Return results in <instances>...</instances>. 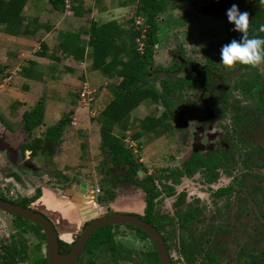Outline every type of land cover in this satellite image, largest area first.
I'll return each mask as SVG.
<instances>
[{
    "label": "rangeland",
    "instance_id": "1",
    "mask_svg": "<svg viewBox=\"0 0 264 264\" xmlns=\"http://www.w3.org/2000/svg\"><path fill=\"white\" fill-rule=\"evenodd\" d=\"M38 1L37 4L32 5L29 4L31 2V0H29L22 13L25 15L29 13V16H32L34 11L44 14L40 16L51 14L49 10L55 13V10L51 8L48 0ZM175 1L178 0H171L166 10L157 18L159 25V42L154 50V61L151 67V70L155 71L156 74H154V77L150 80L158 89L160 88L159 78L164 76V72L157 71V69L159 67L165 68L173 65L175 62H178V58L182 59L184 62L179 61V69L175 74L176 76L186 77L195 74L198 83L199 80L207 78L206 72H202L201 69L203 63H205V56L214 59L216 64H220V56L218 53H215L214 50L206 51L204 47L212 46V44L225 39L228 35V30L233 27V25L227 22V17H220L215 15V13L212 14L214 11H209V14H206L200 11L199 8L196 9L194 7V4H205V0H191V2H189L190 4L183 2V4L177 7L174 4ZM258 2L259 0H236L235 4L238 5L241 12L247 11L250 14L253 4ZM137 4L138 0H132L124 7L125 10L117 14V17L121 16V23H124L125 26L128 24V21L132 20L134 26L145 27V23L136 24L135 22L138 16L145 19L143 15L135 13ZM260 6L264 10V3H260ZM66 14L67 17L72 19V23L75 24L73 21L76 20L80 28H88L89 17L80 21V19H75V17L68 14V12H66ZM0 30L4 32L1 25ZM52 35H50V37H53V39L49 38L50 43L55 46V48L52 46L54 51L58 47H56V43H54L56 41V35ZM40 38H38L39 41ZM41 42L42 44L44 43L43 41H40V43ZM41 50L39 47L38 51ZM43 51H48V48L45 50L43 49ZM194 64H197L199 74H196L195 71L192 70L191 66ZM235 65L231 67L232 73L229 77L227 76L225 78L227 80L226 84L228 85V89L224 94L228 102L241 101L244 104L247 99L242 97L241 92L237 89L238 86L233 89V82L234 80L237 81L242 73H248V69H245L241 65L235 68ZM57 66L59 65L57 64ZM79 71V69H76L74 73L75 81L68 82L65 85H70V88L72 86L71 89L74 90L75 95H77L79 89L81 91L84 82L88 85L89 90L93 89L89 104H84L81 101V106L84 107L85 110L79 111L80 114L78 115L83 116V118L90 117L94 127L99 128V123L95 119H97L104 106L112 99L110 87L113 85V82H117L118 80L113 77L104 76L98 70L95 72L97 77H92L89 74L90 70L88 72V68V76L84 78L85 73H80ZM258 71L261 74L264 72V64L258 66ZM3 78H5L4 73L0 75V83H3ZM209 79L210 83L206 85L208 86L207 88L197 84L195 87L187 86L171 94L169 97V101L172 103L171 116L167 120V123H170V130L166 131L162 128H158L156 132H145L137 139L132 137L133 133L139 128L140 120L146 116H158L166 110L162 102L156 103L151 100H144L129 114L130 123L133 124V126L129 127L128 130L124 132L117 127L115 133L122 137L124 144L128 148L131 150L133 149L129 147V144L132 142L133 147L136 149V151L132 150V152L139 164L137 178L140 179L144 176H151L152 182L159 191L158 197L153 201V210L155 216L159 219L158 221H163L167 218L169 220L168 223L163 224L161 233L166 236L168 240L170 247L169 253L174 264H188L178 252L180 230L178 219L175 215V211L184 209L183 207L185 205L194 206L200 210V213H196L198 221L189 226V230L187 229L188 232H193L199 236L201 234L214 235L213 226H216L217 229L219 228L218 238L220 243L218 244L221 247L219 264H247L242 259V256L240 258L239 252L248 246H252V248L256 250L264 249V234L261 233L264 215H258L259 212L257 208L250 204L252 208L250 211L251 215L247 216L245 219H234L230 217L228 213L226 215L224 214L225 216H218L216 202L222 207L224 203H227L228 207L229 201L216 200L217 197L214 194L216 187L212 185L213 183L209 184L203 180L204 176L200 170L196 171L192 176L181 175L178 177L177 182H174L173 171L179 168L181 169L182 162L193 153H198V151L200 152L202 149H207L208 145H213L218 132L227 125V121L223 117L219 119L218 113L213 114L214 110L212 109L215 104H221L222 102L219 98L222 92L219 94L220 89H218L220 82L215 77H210ZM15 85L22 91L20 82H18V85ZM20 91H18V93H21ZM78 99L79 97L77 95L74 101L77 103ZM7 100L10 101L9 98ZM48 102L51 104L50 101ZM62 105L61 107L59 106V116L61 118L69 116L71 120V113L74 112L65 110L66 108ZM182 105H184V107ZM49 106L50 105H48V107ZM177 106L179 115H173V111ZM204 106L207 110L210 109L211 112H206ZM49 108L48 113L43 117V124L31 132V136L29 135L27 137L29 140L38 136L42 137L47 127L55 125L58 122L54 116L55 113H52ZM200 115H203L205 122L208 123L207 128L201 125L199 121ZM74 122L75 121H73V123ZM68 125L72 124L68 123ZM21 129L23 128H17L16 132ZM94 133L97 134L96 128ZM22 137L23 135L16 136V139L21 141ZM25 139L26 137L24 135V140ZM94 139L96 140L97 138L93 137L91 140L94 145L93 153L88 150L86 144L84 147H80V144H77L79 149L69 150L68 159L63 158L60 142L53 144L52 149L47 146L43 154L37 156V159H35L32 154L25 152V154L30 157V161H33L38 169H36V173L34 174L33 171L30 170L21 171V179L18 182L15 179H9V177L10 172H18L19 170L13 167L5 155L0 152V189L5 188L4 190L7 192L11 190L13 197L16 195L21 197L32 195L34 189L38 186L48 187L47 189L49 192H45L42 201L35 203L34 206L46 210L54 209L57 212L68 205V203L64 204L66 206L59 205L58 198H56L62 196V190L65 187L63 177L66 176L68 180L74 178L82 182H90L92 190L99 188V192L93 191L95 203L99 202L98 197L104 198L99 206H97L98 204H91V202L85 203V201L82 202V204L94 205L96 209L101 208L102 210L100 211L102 212L106 210L108 202H114L113 208L115 209L132 208V210H138L140 208L142 214L145 205V193L139 187L129 185L127 183L128 180L110 179L106 170L111 167V164H105L103 162V159H107L108 155L100 150V146H98L100 142L97 144ZM10 141L14 142L15 140L12 139ZM46 145H48V143ZM56 154H59L60 157L52 161ZM123 172L124 169L121 168V166H114L113 174L119 175ZM167 187H171V190L167 189ZM107 190H112L115 193V197L111 201L106 197ZM180 193L183 195L184 206L183 204H179L180 206L175 204ZM78 198L79 195L76 199ZM128 198L131 201H127ZM60 201L63 202L62 200ZM126 202L127 204L131 202L132 206L127 208L125 205ZM224 212H227V210H224ZM164 216L166 217L164 218ZM16 221L18 220L14 217L0 211V244L2 245L0 247V255L2 254L1 251L3 247L7 248L10 241H13V239H20L25 243L27 249L23 256L24 258L16 257L15 260L17 264H37V260L45 255V241L39 238L32 228L27 227L26 229H22L16 224ZM63 227L64 228L61 230L64 236L68 234L72 238L71 235L76 232L75 228L71 226L70 230L68 225H64ZM113 233V240L116 246H118L114 258L111 257L108 249L99 248L94 252H83L80 257V259H82L81 262L89 260L95 264H149L148 252L152 250V246L148 239L138 237L134 230L124 225L115 227ZM70 237H68V239ZM4 242H6L8 246H4ZM191 264L204 263L203 260L197 256Z\"/></svg>",
    "mask_w": 264,
    "mask_h": 264
},
{
    "label": "trees",
    "instance_id": "2",
    "mask_svg": "<svg viewBox=\"0 0 264 264\" xmlns=\"http://www.w3.org/2000/svg\"><path fill=\"white\" fill-rule=\"evenodd\" d=\"M27 1L0 0V25L4 32L11 35L22 33L33 34L39 27H42L37 23V19L25 23L22 12ZM130 1L132 0H118V5L127 6ZM170 1L138 0L135 13L145 17V31L134 26L132 20L128 21L126 26L116 19L99 23L91 20L85 32L87 35L86 40L81 39L79 31L66 30L58 33L57 44L59 51L72 56L77 61L84 59L87 48V55L91 59V68L98 70L104 76L113 77L118 80L117 82H113V85L110 87L112 99L104 106L97 119H95L99 123L100 150L108 155V158L103 159V162L111 164V167L106 170L110 179L128 180L127 183L129 185L139 187L145 193L144 213L140 216L155 225L160 232L162 231L163 224L168 223L169 220L167 218L163 221H158V217L154 214L153 201L158 197L159 191L152 182L151 176L137 178L139 164L135 159V155L124 144L122 137L115 133V129L118 127L124 132L129 127H132L130 112L144 100H151L156 103L162 102L166 110L158 116H146L140 120L139 128L133 133L132 137L137 139L145 132H156L158 128L166 131L170 130V123H167V120L171 116L172 103L169 101V97L180 89L187 86L195 87L198 84L195 75L186 77L175 75L179 69L178 62H175V65L173 64L165 68L159 67L157 69V71L164 72V76L159 78V89L150 80L156 74L155 71L151 70V67L154 61V50L159 42L157 18L166 10ZM48 2L56 11L63 12L65 10V0H48ZM183 2L189 3L191 0H178L174 4L177 7L183 4ZM73 3L74 5H71L73 14L75 16H82L86 11L83 7L84 1L73 0ZM262 27H264V11L261 9L259 3H254L249 14V37H264V31H261ZM44 28L45 30H49L48 26ZM231 29L232 27L228 30L226 40L218 41L212 44V47H219L221 49L223 45L229 43L232 39H239V33L233 32ZM141 36H143L144 43L143 51L139 52L137 50V38H141ZM209 47L207 46V49ZM41 48L40 55H45L43 51L45 46L42 43ZM3 70V67L0 65V75H2ZM249 79L244 77L237 83L238 86L244 87L245 95L251 94ZM43 114L44 104L43 100L40 99L31 110L23 113V126L28 131H31L33 128L41 125ZM69 122V116L60 118L54 126L46 129L43 137H34L32 140L25 142L22 150H30L35 155L39 151H44L47 146L52 149V145L59 141ZM47 143L48 145H46ZM202 164L207 167H213V156L201 158L198 153H193L182 163L181 169L173 171L174 182H177L178 177L181 175L192 176L200 169ZM116 165L121 166L124 172L119 175L113 174V168ZM203 176L206 182H210L214 178L212 171L204 173ZM63 178L64 181H68L66 176ZM167 189L171 190V187H167ZM223 192H228V190H224ZM38 194L39 190L36 191V194L32 198H23L22 205L28 206ZM214 194H216V191H214ZM106 197L111 201L114 199L115 193L112 190H107ZM102 199L104 200L103 197H98V203L102 202ZM175 204H183L182 193L178 196ZM197 211L199 212L200 210L190 205H186L182 210L175 211L180 230L178 252L188 264H191L197 256L203 260L204 264H219L221 247L218 244L220 241L216 237V234H201L199 236L193 232H188L189 226L198 221V217L196 216ZM14 218L18 220L16 222L22 229L30 227L35 231L37 236L44 238L45 235L41 231L40 226L19 216H14ZM117 226L109 225L96 230L89 239L87 249L95 251L99 248H105L109 250L111 256L115 257L117 248L113 240V229ZM126 226L133 229L138 237L149 240L152 246V250L148 252L149 264H159L157 252L148 236L136 227L131 225ZM215 230H218L217 227H215ZM162 237L169 250L170 247L166 236L162 235ZM62 245H64L63 249L66 252L69 245L61 242V247ZM25 251V244L20 239H13L7 248L3 247V253L0 255L1 264H17L16 257L24 258ZM246 252L247 258L244 261L247 264H264V249L256 250L251 246L247 247ZM37 264H48L46 254L37 260ZM86 264H94V262L89 261ZM171 264H174L172 258Z\"/></svg>",
    "mask_w": 264,
    "mask_h": 264
},
{
    "label": "flooded vegetation",
    "instance_id": "3",
    "mask_svg": "<svg viewBox=\"0 0 264 264\" xmlns=\"http://www.w3.org/2000/svg\"><path fill=\"white\" fill-rule=\"evenodd\" d=\"M222 1L227 2V5L221 10L214 11L212 14L215 13V15H218L220 17H226L225 15L226 10L233 3H236V0H222ZM207 3L208 1L205 0L204 5H206ZM194 7L197 9L200 6L197 4H194ZM261 9L263 10L262 7ZM204 13L209 14L208 12H204ZM222 40H226V38ZM204 49L206 51L214 50V52L218 53V55L220 56L219 47L217 48V47L210 46L209 49H207V46H205ZM179 61L184 62L182 61V59L178 58V63ZM239 65L240 64L235 65V68ZM241 66L244 67L245 69H248V73L247 72L242 73V75L239 76L237 81L234 80L233 89L237 88L238 86L237 82H239L242 78L244 77L248 79L251 78L249 79L250 87H251L250 95L244 94L243 86H238L237 88L241 92L242 97H245L247 99L245 100L244 104L241 101L228 102L226 100V95L224 93L228 89L227 87L228 85L226 84L227 80L225 78L227 76L229 77V75L232 73L231 67L227 69V67L223 66L222 64H216V62H214V59L208 56H205V63H203V66L201 68L202 72L203 71L206 72V75L208 77L205 79L199 80V83H198L202 87L207 88L208 86L206 85L210 83L209 82L210 77H215L220 82L218 89H220L219 94H221L220 92H222V95L219 96L222 102L221 104H215L212 109L214 110L213 114L218 113L219 119L223 117L227 121V125H225V127L222 128L220 132H218L213 145H208L207 149H202L200 150V152L198 151V154L201 156V158H207L208 156H211V155L214 158L213 167H207L206 165L202 164L199 170L202 171V175H204V173L206 172H211V171L213 172L214 174L213 180L207 183L209 184L213 183L212 185L216 187V194H215L217 197L216 200L218 201L228 200L229 201L228 207H227V203H224V206L222 207L220 206V204L216 202V205L218 208V216H225L228 213L229 216L234 219L235 218L245 219L247 216H250L251 215L250 211L252 209L251 205H254L257 208L259 212L258 215H262V216L264 215V72H262L261 74L258 71V66L257 67H251L247 65H241ZM182 106L184 107V105ZM205 110L206 112H211L210 109L207 110L206 107H205ZM173 115H179L178 106L173 111ZM200 118H199V121L201 125L204 128H207L208 123L205 122L203 115H200ZM2 125H3V122L0 119V152H2L5 155V157L8 159V161L13 167L19 170L18 172L17 171L10 172V177H9V179H15L18 182L21 179V176H20L21 171L30 170V171H33V174H34L36 173V169H38V167L35 166L33 161H30L31 160L30 157L27 154H25V152H27L28 154H32L31 151L27 149L22 150L23 144L25 142L30 141L27 138L29 135H25L26 137L25 140H24V135H23L21 141H19L18 143L12 144V142L10 141V135L3 128L4 125L3 126ZM4 127L7 128V126H4ZM43 152L44 151H39L35 155L32 154V156L35 159H37V156L39 154L42 155ZM203 180L205 181L204 178ZM81 182L82 181L80 180L70 178L68 181H65V187L62 191L64 195H67L66 190L72 191V189H74L73 192L75 191V193L73 195H70L69 200L71 201L72 204H77L79 202L80 206H84L86 205L85 204L86 201L84 204H82V202H84L82 201L83 200L82 197L83 196L89 197V200H88V203H89L91 202V200L94 199V196L92 193V189L89 188L88 184H87L88 190L87 188H85L87 190V193L85 195L81 193V190H82V187L80 186ZM47 188L48 187L38 186L34 189V192L32 195L21 196V197L17 195L13 197L12 191L10 190L9 192H7L4 190L5 189L4 188V189H0V198L3 200L9 201L11 203L23 206L22 205L24 201L23 198H32L36 194V191L39 190L38 196H36L29 203L28 206H23V207L32 208L33 210L38 211L44 216H46L47 218H49V220L53 223L55 230L57 232L58 246H59V251L61 253H67L69 251L71 246L74 244V242L79 237L80 232L84 228V226L96 217H100L103 214H110L113 212L130 213V214H135L138 216L144 213V209H143V213L141 214L140 208L138 210L137 209L132 210V208L131 209H126V208L125 209H121V208L115 209L113 208L114 202L113 203L108 202L106 205L107 207L105 211L101 212L100 211L102 210L101 208L96 209L98 213H97V216L95 217H88L86 219H82V215L80 214V211L78 210L77 216L75 217V219L78 220L77 224H74V225L70 224V226H68L70 227V230L72 226L75 228V231H76L71 235L72 236L71 238L70 235L68 234L67 236L66 235L64 236V233L62 232L61 227H59L56 221L53 220L48 215L54 212L55 211L54 209L46 210V209L38 208L34 206L35 203L42 201V198H43V195H45V192H49ZM224 190H228V192H223ZM78 195H79V198L76 199ZM127 201H131V200L128 198ZM58 203L59 205L62 206V202L58 200ZM99 205L100 203H98L97 206ZM125 205L128 208L129 206L130 207L132 206V203L128 202L127 204L126 202ZM80 206H79V209H80ZM185 206L183 208H185ZM94 207L96 208V206ZM144 208H145V205H144ZM71 210L72 208L69 209V211H67L66 213V216H65L66 221L68 219L71 220V218L74 217V213ZM224 210L225 211L227 210V212H224ZM196 213H200V211L199 212L197 211ZM6 214L12 217L15 216L9 213H6ZM117 225L120 226L123 224H117ZM111 226H115V225H111ZM68 227H65V228H68ZM215 227L213 228L214 233L216 234V237H218L219 228L216 231ZM262 227L263 228L261 230V233L264 234V221H263ZM160 234L163 235L161 232ZM38 237L41 238L40 236ZM68 237L70 238L68 239ZM113 238H114V233H113ZM41 239L45 241V254H46L45 236L44 238H41ZM11 242L12 241H10L9 244H11ZM61 242L67 243L69 245V248L66 252H64V249H63L64 245H62L61 247ZM88 242L86 243L85 247L83 248V250L81 251V253L79 254V256L77 257V259L75 260L73 264H86L89 262V260H84L83 262H81L82 259H80L82 253L85 251L94 252V251H90L89 249H87ZM4 244H5L4 246H8L6 242H4ZM1 246L2 245L0 244V247ZM248 247H251V246H248ZM116 248L118 249V246H116ZM26 249L27 248L25 245V250ZM246 249L247 247H245L242 251L240 250L239 252L240 258L242 256L243 260L247 258ZM1 252L3 253V250ZM111 257L114 258L113 256ZM170 258H171V255H170Z\"/></svg>",
    "mask_w": 264,
    "mask_h": 264
},
{
    "label": "crops",
    "instance_id": "4",
    "mask_svg": "<svg viewBox=\"0 0 264 264\" xmlns=\"http://www.w3.org/2000/svg\"><path fill=\"white\" fill-rule=\"evenodd\" d=\"M83 1V7L86 11L82 16H75L72 10L67 9H65L63 12L55 10V13L49 10V13H51L52 15L46 14L45 16H40L44 14L35 11L32 16H29V13L27 15L23 13L25 23L33 19H37V23L43 27H39V29H37L33 34L22 33L18 35H11L0 30V65L3 67V73L5 74V78H3L2 81L3 83H0V119L3 122V125L7 126V128H5L2 125L10 135V140H15L14 142H12V144L19 142L16 139V136L30 135L35 128L40 126L39 125L33 128L31 131H28L23 126L22 118L23 113L31 110L36 102L40 99L44 100L43 117L48 113V108L51 107L49 108V110L52 113H55L54 116L58 121L61 118L59 116V106L61 107L62 104V106L66 108L65 110L74 112L71 113V120H73H70L69 122L72 125H67V127L63 131L61 138L58 141V143L60 142V148H62L64 159H68L69 150L79 149L77 144H80V147H84L86 144L88 146V150L93 153L94 145L92 144L91 140L93 139V137H96L97 139H94V141L97 144H99L100 142L99 128L94 127L93 122H91L90 120L91 118H83V116L78 115L80 114L79 111L85 110V108L81 106V100L79 97L80 89L77 93L79 99L76 103L74 100L77 95H75L74 90L71 89L72 86L70 88V85H65L68 82L75 81L74 73L76 69H79L80 73H85L84 78L88 76L89 70V74L92 77H97L95 75V72L97 70H93L91 68V59L87 55L88 49L86 48L84 59L77 61L72 56L59 51L58 48L53 51V48H55V46L50 43V38L53 39V37H50V35H56V41L54 42L56 43V47L58 44V33L60 31H79L81 33V39L86 40L87 35L85 34V32L87 29H83L82 27L80 28V25H77L76 20L73 21L75 22V24L72 23V19L66 16V12L75 17V19H80V21L89 17V24L91 20H94L98 23L112 19L121 21V16L117 17V14L125 10V6H119L118 0ZM38 2V0H31L29 4L35 5ZM71 5H74L73 0H71ZM46 26L49 27V30H45L44 27ZM38 38H40V41L44 42L43 44L45 46V49L48 48V51H44L45 55H40V51H38L39 47L40 50L42 49L40 45L42 42L40 43ZM57 64L59 66H57ZM17 81L21 83L22 91H20V89H18V87L15 85H18ZM90 90L93 91V89ZM18 91H20L21 93H18ZM8 98L10 99V101L7 100ZM48 101H50L51 104ZM48 105L50 106L48 107ZM73 121L75 122L73 123ZM51 126L54 125H50L49 127ZM17 128L23 129L16 132ZM95 128L97 130V134L94 133ZM59 157V154H56V156L54 155V159L52 161H55V158L57 159ZM86 183L88 184L89 188L92 189L90 182ZM73 190L74 189H72V191L66 190V194L69 196L64 195L62 191V196L56 197L58 198V200L60 199L63 201L62 205L68 203L67 207H63L57 212L54 211V213L49 212L50 214H48L53 220L56 221L61 229L64 228V225L70 226V224L74 225L78 222L75 217L77 216V211L79 210L80 203L78 202L77 204H72L69 200L70 195H73L75 193V191L73 192ZM92 203H94L95 205L98 204V202L95 203L94 199L93 201H91V204ZM71 208V211H73L74 213V217H72L71 220L68 219L66 221V213Z\"/></svg>",
    "mask_w": 264,
    "mask_h": 264
},
{
    "label": "water",
    "instance_id": "5",
    "mask_svg": "<svg viewBox=\"0 0 264 264\" xmlns=\"http://www.w3.org/2000/svg\"><path fill=\"white\" fill-rule=\"evenodd\" d=\"M206 1H208L206 5H199V9L202 12L218 11L223 9L227 5V2H223L222 0ZM191 68L195 71L196 74H199L197 64L192 65ZM80 186L82 187L81 193L85 195L88 190L87 183L81 182ZM85 188H87V190ZM82 199V201L88 202L89 197L83 196ZM0 210L15 216L25 218L41 227L43 233L45 234L46 257L48 264H73L81 253V251L83 250V248L85 247L90 236L96 229H99L103 226L117 224L132 225L142 230L151 240L157 252L159 264H171L169 251L160 232L156 229L154 225L145 221L140 216L135 214L113 212L110 214H103L100 217L92 219L81 230L79 237L71 246L69 251L67 253H61L59 251L58 246L57 232L49 218H47L40 212L33 210L32 208L23 207L18 204L3 200L1 198ZM79 211L82 215V219H86L88 217H95L98 213V211H96V208L93 207V205L91 204L80 206Z\"/></svg>",
    "mask_w": 264,
    "mask_h": 264
},
{
    "label": "clouds",
    "instance_id": "6",
    "mask_svg": "<svg viewBox=\"0 0 264 264\" xmlns=\"http://www.w3.org/2000/svg\"><path fill=\"white\" fill-rule=\"evenodd\" d=\"M264 3V0H259ZM227 22L233 25L231 31L239 33V39H232L220 49L219 63L230 68L235 64L257 67L264 64V37H249V13L241 12L233 3L225 12ZM264 31V27L261 28Z\"/></svg>",
    "mask_w": 264,
    "mask_h": 264
},
{
    "label": "built area",
    "instance_id": "7",
    "mask_svg": "<svg viewBox=\"0 0 264 264\" xmlns=\"http://www.w3.org/2000/svg\"><path fill=\"white\" fill-rule=\"evenodd\" d=\"M65 9L67 10H71V0H65ZM143 19L141 16H138L137 17V20L135 21L136 24H142V23H145V19ZM138 27V26H137ZM146 27V26H145ZM145 27H138V28H141L142 31H145ZM143 36H141V38H137V50L139 52H142L143 51ZM93 93V91L89 90L88 88V85H86V82H84V85L81 89V91L79 92V97H80V100L82 101V103L84 104H89V101L91 100V94ZM129 147L133 148L132 150L133 151H136V149L133 147V144L132 142L129 144ZM94 192H99V188H96L95 190H92V193Z\"/></svg>",
    "mask_w": 264,
    "mask_h": 264
}]
</instances>
